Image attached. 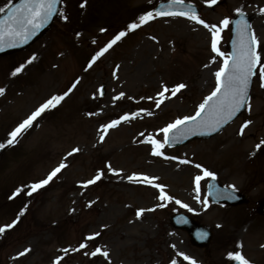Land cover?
I'll return each mask as SVG.
<instances>
[{
  "label": "rangeland",
  "instance_id": "1",
  "mask_svg": "<svg viewBox=\"0 0 264 264\" xmlns=\"http://www.w3.org/2000/svg\"><path fill=\"white\" fill-rule=\"evenodd\" d=\"M12 1L0 0V8ZM159 1L165 0H65L48 35L27 51L0 58V227L16 221L0 233V264H230L229 254L236 252L249 264H264V217L256 211L264 198V0H217L211 6L210 0H184L200 7L201 20L221 28L217 47L228 57L231 31L222 21L239 12L254 15L261 63L250 110L216 137L165 145L156 156L148 138L163 143L162 128L195 114L215 90L224 59L212 51V32L186 17L157 16L128 30ZM121 31L128 34L96 58ZM17 68L22 71L13 75ZM179 84L186 87L160 95ZM58 95L64 99L7 148L18 124ZM113 121L118 125L102 132ZM61 164L66 166L47 185L27 195ZM196 165L220 184L235 186L249 203H211L207 177L198 200L195 177L202 172ZM161 189L171 201L160 199ZM176 212L212 229L207 249L171 226Z\"/></svg>",
  "mask_w": 264,
  "mask_h": 264
},
{
  "label": "snow or ice",
  "instance_id": "2",
  "mask_svg": "<svg viewBox=\"0 0 264 264\" xmlns=\"http://www.w3.org/2000/svg\"><path fill=\"white\" fill-rule=\"evenodd\" d=\"M60 3V0H24V2L18 7H13V5L9 4L7 9L0 8V13L7 12L9 15L5 21H0V50H3V44L5 43V39L9 38L10 40L20 39L23 42H27L29 35L33 34L35 31L40 29L48 22V20L56 15L57 5ZM217 3V0H210V6ZM184 0H170L168 5V9L165 11H159L155 14L153 12H148L146 15L141 16L139 21L136 23H132L128 25L129 31L136 30L141 24H146L150 20L155 19L157 16L159 17H177L183 16L189 20H193L196 23L202 24L205 28H208L212 32V51L216 53L217 56L223 57V67L215 73L216 76V87L215 90L207 96L204 101L199 105L198 110L194 115L185 116L181 119L175 120L173 123L168 124L166 127L162 128L160 131L163 133V143L159 140L153 139L151 137L148 138V143L152 145V154L156 156H161L162 149L165 145L169 144V142L173 139L178 138L177 134L187 135L189 132L193 131L195 128H206L212 130H219V126L223 123H227L232 117L245 105H248L250 110V98L248 95V89L250 84V78L256 74L255 69L258 65H260V55L257 53L256 45H258V41L255 35L247 36L246 32L248 31L247 23L240 24L238 22L237 27L239 29V47L237 51L231 56L228 57L226 54L217 47V44L220 40V32L221 28L216 25H209L205 23L203 20L199 18V16L192 10L188 11H176L175 6L181 5L183 6ZM163 7V5L161 6ZM242 15V13H239ZM61 15H63L61 13ZM230 21L228 19H224L222 21V26L224 28L229 27ZM128 34L127 31H121L117 35H115L106 45V47L102 48L100 52L97 53V57L103 55L107 52L117 41H119L122 37H125ZM11 46H15L12 44ZM35 57L32 58L34 60ZM32 60H29L28 63H31ZM95 63V59L92 61ZM91 67V64H89ZM22 71V68H17L16 72L13 75L18 74ZM259 74L262 80H264V66L259 67ZM77 81L76 83H78ZM185 84H179L175 89L165 88L160 95L164 96L165 93L171 92L172 95H175L176 92L185 88ZM261 87H264V83L261 84ZM5 89L0 87V95H3ZM64 99V96H55L45 102L42 106H40L36 111H34L28 118L23 120L18 126L10 133V139H8V145H14L19 142V137L26 132L32 125L33 122L38 119L46 110L49 109L50 106H55L56 103L60 102ZM162 101H157L156 106L159 107ZM127 119V117H124ZM119 121H113L111 124L105 125L102 132L106 133L107 129L117 126ZM251 122H245L241 128V135L243 134L244 128H247ZM101 140H103V135H101ZM261 143H264L262 141ZM4 144H0V149L4 148ZM260 148V145H257V149ZM74 152H78L79 149H74ZM71 155V153H70ZM166 159L172 157H165ZM182 164L188 163L186 160L180 161ZM66 165L61 164L59 167L54 169L47 178L34 183L30 186V190L27 192V195L31 196L33 193L37 192L39 189L47 185L53 177L57 175L58 172L61 171ZM110 167V165H109ZM197 168H200L202 175H197L195 177V185L197 192V199L199 200V194L201 190V180L205 177L210 178L215 181L217 179L216 175L208 171L207 169L201 168L200 165H196ZM100 179V175H97L94 179L86 182V185L94 184L97 180ZM129 179H132L131 177ZM145 180H149L148 177L144 178ZM150 182V181H149ZM214 185H209V195H212V188ZM232 192L235 193V186H231ZM20 191L18 190L16 195H19ZM220 198L228 199L233 197L221 196ZM160 199L165 201H171L172 197L163 194V189H161ZM176 204H179L181 208H186L189 212L192 209L187 205L182 203L179 200L175 201ZM205 208L209 206V202L207 200L202 201ZM143 211V210H141ZM23 215V213H21ZM139 215V213H138ZM178 222L186 221L181 218ZM16 221L12 224L7 225L6 227H0V233H4L6 229L12 228L15 226ZM98 235V234H97ZM205 234H201V239L204 238ZM92 237H89L91 239ZM85 247V245H81V248ZM27 251L20 253L21 256L25 255ZM64 251H67L65 249ZM96 252H100L99 249ZM96 255V253H92ZM103 256L107 257L108 253L103 252ZM185 260H189V257L184 256ZM229 259L233 261H237L238 264H249V261L239 252L230 253ZM175 264V262H173ZM190 264H195L194 261H190Z\"/></svg>",
  "mask_w": 264,
  "mask_h": 264
},
{
  "label": "water",
  "instance_id": "3",
  "mask_svg": "<svg viewBox=\"0 0 264 264\" xmlns=\"http://www.w3.org/2000/svg\"><path fill=\"white\" fill-rule=\"evenodd\" d=\"M1 21V20H0ZM12 42H14L15 40H11ZM5 44H8L7 42H5L3 44V49H7L9 46H5ZM10 45V44H9ZM224 124L220 125L219 127H222Z\"/></svg>",
  "mask_w": 264,
  "mask_h": 264
}]
</instances>
